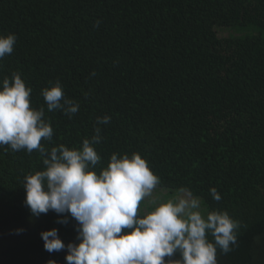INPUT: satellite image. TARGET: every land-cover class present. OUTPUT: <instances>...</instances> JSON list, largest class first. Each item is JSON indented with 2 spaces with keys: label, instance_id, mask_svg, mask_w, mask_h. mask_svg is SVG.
Instances as JSON below:
<instances>
[{
  "label": "trees",
  "instance_id": "trees-1",
  "mask_svg": "<svg viewBox=\"0 0 264 264\" xmlns=\"http://www.w3.org/2000/svg\"><path fill=\"white\" fill-rule=\"evenodd\" d=\"M8 34L0 80L18 72L32 88L54 129L48 147H81L109 116L96 145L104 166L114 152L140 154L166 198L187 187L239 221L218 264H264V0H0ZM57 81L80 105L71 118L47 112L41 90ZM43 169L38 152L0 147V264H66V249H44L53 228L79 243L70 214L35 217L25 204V177Z\"/></svg>",
  "mask_w": 264,
  "mask_h": 264
},
{
  "label": "clouds",
  "instance_id": "clouds-1",
  "mask_svg": "<svg viewBox=\"0 0 264 264\" xmlns=\"http://www.w3.org/2000/svg\"><path fill=\"white\" fill-rule=\"evenodd\" d=\"M16 39L0 35V60L13 52ZM32 91L18 72L0 80V147L36 151L42 158L44 169L27 175L23 185L33 216L51 210L77 222L79 243L65 245L55 228L42 232L47 252L66 249V264H218L217 249L227 254L237 246L239 221L227 211H209L187 187L166 198L140 154L114 152L103 165L96 145L102 140L99 125L109 123V116L97 117L95 134L81 147H48L54 129L45 107L33 106ZM41 95L48 113L59 110L71 118L79 111L59 81ZM210 192L221 200L215 188ZM57 222L67 224V216Z\"/></svg>",
  "mask_w": 264,
  "mask_h": 264
},
{
  "label": "rangeland",
  "instance_id": "rangeland-1",
  "mask_svg": "<svg viewBox=\"0 0 264 264\" xmlns=\"http://www.w3.org/2000/svg\"><path fill=\"white\" fill-rule=\"evenodd\" d=\"M218 33H219V36H222V37L228 36V32L227 31H219Z\"/></svg>",
  "mask_w": 264,
  "mask_h": 264
}]
</instances>
